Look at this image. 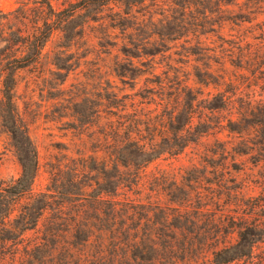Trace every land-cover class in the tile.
Wrapping results in <instances>:
<instances>
[{
	"label": "rangeland",
	"instance_id": "obj_1",
	"mask_svg": "<svg viewBox=\"0 0 264 264\" xmlns=\"http://www.w3.org/2000/svg\"><path fill=\"white\" fill-rule=\"evenodd\" d=\"M50 1L0 0V61L14 53L20 35L49 34L37 61L16 71L12 103L0 82V186L22 174L19 152L30 155L35 144L34 186L46 190L53 164L103 147L99 130L117 109L115 100L129 102L138 90L161 100L153 91L170 80L188 84L189 96L211 90L212 102H220V87L232 100L207 109L203 122L195 113L196 129L206 131L185 132L192 138L186 148L163 154L149 168L184 174L174 196L188 198L193 214L206 213L197 237L180 239L186 256L162 264H203L217 244L226 253L252 250L227 264H264V0H113L71 15L63 10L78 0ZM230 78L234 82L223 83ZM184 139L172 132L163 141ZM154 194L170 201L166 191ZM214 213L221 231L210 223ZM25 234L35 239L37 232ZM11 261L6 256L2 263Z\"/></svg>",
	"mask_w": 264,
	"mask_h": 264
},
{
	"label": "trees",
	"instance_id": "obj_2",
	"mask_svg": "<svg viewBox=\"0 0 264 264\" xmlns=\"http://www.w3.org/2000/svg\"><path fill=\"white\" fill-rule=\"evenodd\" d=\"M43 1L52 5L50 0ZM110 1L78 0L63 11L71 15ZM48 35L42 29L20 35L14 53L0 61V82L9 103L13 102L16 71L37 61ZM232 82V78L223 80ZM175 84L170 80L158 83L159 90L153 93H162L161 100L140 90L129 102L115 100L112 105L117 109L99 130L103 147L97 146L92 153L82 150L71 161L53 164L52 183L46 190L34 186L40 169L37 146H32L30 155L19 152L22 174L0 186V264L6 256L10 264H162L167 257L186 256L189 248L180 239L184 243L187 238L194 240L206 213L201 208L193 214L188 198L174 196L173 189L181 186L184 174L170 169L150 172L149 168L165 153H181L192 140L185 132L202 135L206 131L196 129V112H201L203 122L208 119L207 109L225 107L232 97L219 87L220 102H212L211 90L202 91V97L201 91L189 96L184 89L188 84ZM145 102L157 106L141 105ZM172 132L184 137V143L165 144L163 138ZM63 169L72 175L64 179ZM161 191L171 196L170 201H160L154 194ZM211 219L221 231L222 219L216 214ZM31 229L37 232L35 239L25 234ZM219 245L205 254L203 264H227L252 254V250L226 253V247Z\"/></svg>",
	"mask_w": 264,
	"mask_h": 264
}]
</instances>
